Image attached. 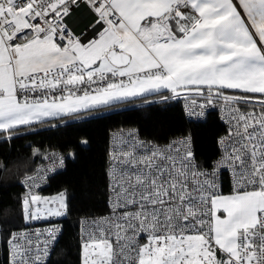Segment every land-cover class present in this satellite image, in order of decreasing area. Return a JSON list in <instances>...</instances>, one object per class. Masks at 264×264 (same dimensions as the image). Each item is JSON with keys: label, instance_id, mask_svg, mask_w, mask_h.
<instances>
[{"label": "snow or ice", "instance_id": "snow-or-ice-1", "mask_svg": "<svg viewBox=\"0 0 264 264\" xmlns=\"http://www.w3.org/2000/svg\"><path fill=\"white\" fill-rule=\"evenodd\" d=\"M151 94L190 118L217 111L218 158L198 162L191 133L119 130L108 213L79 222L80 264H264V0H0V137ZM33 156L53 167L21 181L18 224L0 226L6 264H47L70 211L67 189L40 192L64 157Z\"/></svg>", "mask_w": 264, "mask_h": 264}, {"label": "trees", "instance_id": "trees-1", "mask_svg": "<svg viewBox=\"0 0 264 264\" xmlns=\"http://www.w3.org/2000/svg\"><path fill=\"white\" fill-rule=\"evenodd\" d=\"M120 127H135L141 137L157 143L191 133L198 162L209 164L218 156L215 141L225 130L217 111L203 119H191L182 100L161 102L158 94H151L22 128L11 139L0 137V226L18 224L16 201L22 193L21 179L43 159L33 156V148L42 153L58 149L64 155V167L49 176L43 191L67 189L70 211L61 219L62 234L47 264H79L77 218L108 209V140ZM84 140L86 144L81 142ZM69 152H74L75 158ZM223 177V191L228 193L227 177ZM0 264H6L3 251Z\"/></svg>", "mask_w": 264, "mask_h": 264}, {"label": "built area", "instance_id": "built-area-1", "mask_svg": "<svg viewBox=\"0 0 264 264\" xmlns=\"http://www.w3.org/2000/svg\"><path fill=\"white\" fill-rule=\"evenodd\" d=\"M85 25H86V24H85ZM85 25H84L80 30H78L77 33H80V32H82V31H84V29H85ZM88 38H91V33H90V31H89V33H88ZM183 109H184V102H183ZM184 111H185V109H184ZM218 114H219V113H218ZM219 117H220V114H219ZM188 118H190V117L188 116ZM191 119H198V118L195 117V116H193V117H191ZM121 129L124 130L125 133H127L128 130H136V131H137V129H136L135 127H120V128H118V129L114 130V131L110 134V136H109V140H108V151H109V149H110V145H111V144L114 142V140L116 139L115 134L118 133L119 130H121ZM137 132H138V131H137ZM138 135H139V133H138ZM222 135H223V134H222ZM181 136H186V135H179V136L174 137L173 139H175V138H179V137H181ZM139 138L142 139V140L150 141V140H147V139L141 137L140 135H139ZM173 139H171V140H173ZM171 140H169V141H167V142H162V143H159V144H166V143L170 142ZM53 152L57 153L59 156H63V157H64L63 153H62L60 150H58V149L48 151L47 153H53ZM217 158H218V156H217L215 159H217ZM215 159H213L212 161H214ZM64 164H65V158H64ZM49 167H53V161L50 160V159H48V160H46V159H42L41 163L35 168V170L32 171V172H30V173H27V174L32 175V174H35V171H36V169H38V168H49ZM63 167H64V165H63L62 167L59 166V161L57 160V161H56L55 170H54V171H51V172H48V173L46 174V175H47V182L44 183V184H42V187L40 188V192H41L42 195L50 196V195H54L56 192L60 191V190H58V191H54V192H45V191H43V188L47 185L49 176H51L52 174H54V173L60 171L61 169H63ZM41 174H44V173H41ZM25 175H26V174H25ZM25 175H24V176H25ZM24 176L22 177L21 181L24 179ZM225 176L227 177V181H228V191L230 192V191H231V182H230V179H229L227 173H225ZM223 178H224V177H223ZM107 184H108V183H107ZM21 185H22V184H21ZM23 192H24V188H23V186H22V193H23ZM22 193H21V194H22ZM107 213H108V209H107V211H105L104 213H101V214H98V215L80 214V215L78 216V218H77V235H78L79 232H80V223H79V222H80V220H81L82 217H84V216H86V215H87V216H90V217L102 216V215H106ZM62 218H63V217H62ZM62 218H58V219H56V220L54 221L55 223L59 224V225L61 226V228H63L62 221H61ZM41 226H43V225H41ZM78 243H79V240H78ZM51 253H52V252H51ZM79 264H80V257H79Z\"/></svg>", "mask_w": 264, "mask_h": 264}, {"label": "crops", "instance_id": "crops-1", "mask_svg": "<svg viewBox=\"0 0 264 264\" xmlns=\"http://www.w3.org/2000/svg\"><path fill=\"white\" fill-rule=\"evenodd\" d=\"M88 23L86 13L81 11L80 13L68 18V25L70 28L74 29L76 32L80 30L85 24ZM120 102V101H119ZM116 103V102H114ZM112 103V104H114Z\"/></svg>", "mask_w": 264, "mask_h": 264}]
</instances>
